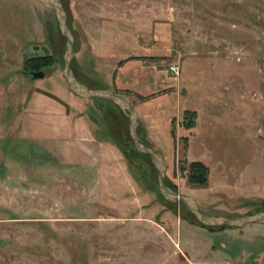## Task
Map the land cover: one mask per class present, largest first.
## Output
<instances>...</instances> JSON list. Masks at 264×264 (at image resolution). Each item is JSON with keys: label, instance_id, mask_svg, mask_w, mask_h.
I'll return each instance as SVG.
<instances>
[{"label": "rangeland", "instance_id": "1", "mask_svg": "<svg viewBox=\"0 0 264 264\" xmlns=\"http://www.w3.org/2000/svg\"><path fill=\"white\" fill-rule=\"evenodd\" d=\"M60 1L81 82L114 90L119 76L137 103L160 94H137L160 69L167 93L143 106L166 183L209 214L263 209L264 0ZM64 50L52 9L0 0V264H264V222L203 225L165 199L124 111L70 91ZM44 52L55 61L43 77L18 72L25 53ZM196 159L205 184L182 170Z\"/></svg>", "mask_w": 264, "mask_h": 264}, {"label": "water", "instance_id": "2", "mask_svg": "<svg viewBox=\"0 0 264 264\" xmlns=\"http://www.w3.org/2000/svg\"><path fill=\"white\" fill-rule=\"evenodd\" d=\"M44 6L52 9L56 15L60 32L65 37V50L63 53V67L61 70L66 84L70 91L74 94L83 97H95L112 100L116 103L126 114L128 119L129 133L135 147L149 155L150 160L157 170V185L163 197L169 201H180L191 212L196 219L203 225L208 226H243L250 222H264V209L251 212L240 213L236 215H218L209 214L202 210L197 200L188 193H180L170 187L164 180L167 161L163 155L155 150L149 144H146L137 131L138 119L137 113L131 103V99L127 94L116 92L110 88L90 87L81 82L74 74L71 68V60L74 56L73 34L67 21V11L65 10L60 0H37ZM28 75L31 78H40L44 76V70H29Z\"/></svg>", "mask_w": 264, "mask_h": 264}, {"label": "trees", "instance_id": "3", "mask_svg": "<svg viewBox=\"0 0 264 264\" xmlns=\"http://www.w3.org/2000/svg\"><path fill=\"white\" fill-rule=\"evenodd\" d=\"M54 61H55L54 55L49 53V52L29 53V54L25 53L24 56H23L22 67L18 69V72L26 73V75H27L29 70H39V69H42V68L43 69H47V68H49V66H51L53 64ZM42 92L47 94V95H49V96H51V97L59 99L57 96H55L54 93H52L50 91L43 90ZM141 97H144V96H141ZM95 99L96 100H101V99H104V98H101V99L100 98L99 99L95 98ZM105 100H109V99H105ZM109 101L113 102L112 100H109ZM61 103L65 106V108L67 110L68 109L67 108V104L65 102H63V101H61ZM114 104H116V103H114ZM98 111H99L98 112L99 115H101V113L103 112V110H101V109H99ZM101 117H104V116H101ZM195 117H196V112L194 110L185 109L183 111L184 125L186 127L193 126ZM173 120H174V117L171 118V121H173ZM104 127H105V129H104L105 130L104 131V133H105L104 139H112V137H114V136L110 134L108 125L105 124ZM171 134L173 136V129H171ZM142 140L145 142V140H147V139L142 138ZM133 146L135 147L134 143H133ZM125 150L126 149H124V151ZM182 170H186V176H187V179H188L189 182L205 184L207 182V180H208L209 167L202 160H199V159L191 160L186 166L185 165L182 166ZM164 180H165V177H164ZM167 184L170 187H172L173 189L176 190L175 184H170V183H167ZM257 204H258L259 207H262L264 209V197H262L257 202ZM247 213H251V212H247ZM225 226H229V225L219 226V228L220 227H225ZM212 227H214V226H212Z\"/></svg>", "mask_w": 264, "mask_h": 264}, {"label": "crops", "instance_id": "4", "mask_svg": "<svg viewBox=\"0 0 264 264\" xmlns=\"http://www.w3.org/2000/svg\"><path fill=\"white\" fill-rule=\"evenodd\" d=\"M92 50H93V48H92ZM121 60H123V59H121ZM161 74L162 73H160V69H159L158 72L156 73V77H155L156 78V80L154 82L155 85H156L155 88H153L154 85L152 86V84H148L147 83L146 85H142L141 88H140L141 90H139L138 93H137L138 95L139 94L146 95L145 93H147V92H149V94H150L151 92L154 93V92L160 91V94H158V92L155 93V94H151V96L149 98L145 97L144 100H140L137 103L133 101L132 96L128 95L129 97H131V103H132V105H133V107H134V109H135V111L137 113L138 127H139V129L141 128V132H139V134H140L141 138L147 139L149 141H152L151 136H150L151 135V132L148 129V123L145 121V117H146L147 113L144 112L145 107L143 105L148 100L153 99L155 97H158L160 95H164L165 93H167L163 89H166L168 87L167 86L168 83L167 84H164L163 81H160V75ZM112 81H114V83H115V85L117 87V88H114V91H117V92L128 93V92H125L128 88H135V86H131V85L122 86L121 85L122 80L119 78V76L118 77L115 76V78ZM147 88H149V89L147 90ZM128 91H129V89H128ZM58 110L66 113L65 112L66 111V108H65V106L62 103H61L60 106H58ZM140 115H142L143 117H141Z\"/></svg>", "mask_w": 264, "mask_h": 264}, {"label": "built area", "instance_id": "5", "mask_svg": "<svg viewBox=\"0 0 264 264\" xmlns=\"http://www.w3.org/2000/svg\"><path fill=\"white\" fill-rule=\"evenodd\" d=\"M170 69H171V72H172V73H174L175 75H178V73H179V68H178L177 65L172 64V65L170 66Z\"/></svg>", "mask_w": 264, "mask_h": 264}]
</instances>
